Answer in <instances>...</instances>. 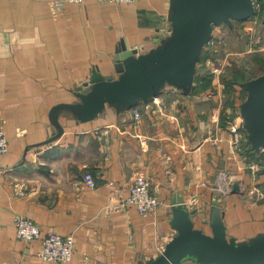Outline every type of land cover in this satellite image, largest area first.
<instances>
[{
    "label": "crops",
    "instance_id": "crops-1",
    "mask_svg": "<svg viewBox=\"0 0 264 264\" xmlns=\"http://www.w3.org/2000/svg\"><path fill=\"white\" fill-rule=\"evenodd\" d=\"M50 1L0 0V126L9 139L8 152L0 155V264L147 263L176 234L171 219L178 193L198 207L196 226L207 232L205 220L220 191L229 236L245 240L264 231V152L251 149L246 130L236 145L227 129V119L241 114L245 79L228 87L224 73L210 71V88L202 92L187 96L165 88L136 105L140 119L135 106L122 112L108 106L88 121L66 113L62 135L46 142L56 133L54 105L75 101L95 67L118 75L115 56L123 41L145 52L170 27V0H85L67 3L57 17ZM242 21L251 32V21ZM212 131L218 140L209 137ZM86 171L95 187L85 183ZM139 175L150 178L164 201L156 214L123 205ZM19 214L43 234L73 235L71 260H43L40 241L18 236Z\"/></svg>",
    "mask_w": 264,
    "mask_h": 264
},
{
    "label": "water",
    "instance_id": "water-1",
    "mask_svg": "<svg viewBox=\"0 0 264 264\" xmlns=\"http://www.w3.org/2000/svg\"><path fill=\"white\" fill-rule=\"evenodd\" d=\"M254 0H170L168 20L170 32L155 47L145 52L130 47L125 41L117 49L115 69L118 75L104 74L98 67L89 81L76 89L77 99L60 102L50 111L56 133L64 132L60 117L70 114L88 121L102 114L108 106L118 112L140 103H148L167 86H174L189 96L194 89L198 63L210 42L214 27L254 16ZM264 20V15H263ZM242 86L247 91L240 104L243 127L256 152L264 149V72L254 75L246 71ZM235 183L233 189L237 190ZM223 194L214 198L208 220L211 232L196 226L198 207L190 208L184 195L172 200L171 225L174 237L151 261L140 264H264V231L245 240L229 236L221 209Z\"/></svg>",
    "mask_w": 264,
    "mask_h": 264
},
{
    "label": "built area",
    "instance_id": "built-area-1",
    "mask_svg": "<svg viewBox=\"0 0 264 264\" xmlns=\"http://www.w3.org/2000/svg\"><path fill=\"white\" fill-rule=\"evenodd\" d=\"M85 0H51L50 7L54 16H59L67 3H83ZM112 1L116 3H132L135 0H101ZM256 12L252 21L256 23H264V0H254ZM170 32V27L167 29L166 34ZM164 35V36H165ZM163 36V37H164ZM223 36L213 31V36L210 42L206 45L205 49L210 51V55L202 61V70L211 71L215 76H219L222 71L229 65L231 58V50L223 43ZM222 50V51H221ZM221 51V52H220ZM223 52V53H222ZM200 62L198 63L199 66ZM173 92L181 93L182 91L174 86H167ZM133 114L136 119H140L142 111L139 107L133 108ZM214 119L216 114L213 116ZM227 129L234 136V143L240 145L243 139L247 138L244 132L243 118L241 114L227 119ZM215 141L219 139L216 132H211L210 136ZM9 150V139L2 126H0V155L7 153ZM264 152V149L261 150ZM84 181L90 187L96 186V180L90 171L84 173ZM20 192H23L20 190ZM163 200L158 197L152 190L151 180L148 176L139 175L134 180L130 187V193L123 202L124 206L133 205L143 214H156L163 204ZM15 225L17 234L20 238L28 241H40L41 249L39 256L45 261H57L66 263L73 257L75 253L76 240L73 235H63L57 231H52L43 234L41 226L36 223L32 218L25 215H16Z\"/></svg>",
    "mask_w": 264,
    "mask_h": 264
},
{
    "label": "rangeland",
    "instance_id": "rangeland-1",
    "mask_svg": "<svg viewBox=\"0 0 264 264\" xmlns=\"http://www.w3.org/2000/svg\"><path fill=\"white\" fill-rule=\"evenodd\" d=\"M250 21L251 25H254L252 26L253 30H251V32H246L245 26H250V24H246L242 20H234V29L231 28L232 26L230 27V25L225 23L217 25L216 30H218L219 26L222 27L224 32L223 43L232 49V51L235 50L234 52L237 53H235V55L231 54L229 65L221 73L222 75L224 73V77L229 75L233 69L241 67L246 70L251 69L255 75H259L264 72V32L261 30L262 23H256L252 21V19H250ZM199 62L198 71H201L202 61ZM221 192L224 195V192Z\"/></svg>",
    "mask_w": 264,
    "mask_h": 264
},
{
    "label": "trees",
    "instance_id": "trees-1",
    "mask_svg": "<svg viewBox=\"0 0 264 264\" xmlns=\"http://www.w3.org/2000/svg\"><path fill=\"white\" fill-rule=\"evenodd\" d=\"M203 52L204 53H202L200 61H204L206 59V57L208 55H210V53H211L209 50L207 51L206 49ZM246 71H248V70H246L243 67L233 69L230 72V74L225 77L226 85L229 87L232 85H236V83L240 84L246 78ZM249 71L252 72L251 69ZM202 72H203L202 69H201V71H198V68H197L196 82H195V86L193 89L194 93H199V92H202V91L210 88L211 78L213 75L209 71L202 75ZM251 149L254 152H256L253 148H251Z\"/></svg>",
    "mask_w": 264,
    "mask_h": 264
}]
</instances>
